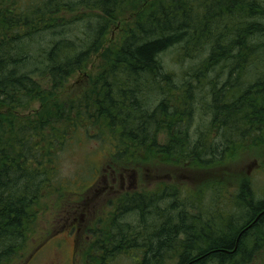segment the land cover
I'll return each mask as SVG.
<instances>
[{
  "label": "trees",
  "instance_id": "trees-1",
  "mask_svg": "<svg viewBox=\"0 0 264 264\" xmlns=\"http://www.w3.org/2000/svg\"><path fill=\"white\" fill-rule=\"evenodd\" d=\"M200 3L198 8H216L215 21L204 12L192 22V0H0V264L25 263L35 208L43 197L60 193L53 175L57 156L80 135L110 143V158L126 171L142 162L143 154L212 165L206 152L222 154L230 147L223 139L206 143L208 138L201 137L192 143L189 126L199 103L192 90L205 88L213 67L224 72L209 81L202 102L207 95L214 100L216 130L230 143L249 134L263 139L264 6L259 0ZM222 15L232 23L228 35L212 30V22L216 25ZM85 19L88 31L81 34L77 23ZM121 20L126 22L122 34L113 46H104L106 32ZM65 22L71 25L70 34L57 30ZM199 25L203 26L196 35L184 38L186 29ZM51 27L58 37L47 41L41 34ZM204 42L207 58L199 66L190 61L177 80L167 54L184 43L201 52ZM99 48L104 56L100 71L75 97H61L69 79ZM189 58L184 55L182 61ZM224 75H229L225 81ZM35 101L41 107L33 113L17 111ZM165 133L168 141L160 144ZM172 193H127L118 211L142 216L156 211L163 199L177 196ZM253 194L246 182L237 193L238 202L249 210L244 224L224 217L222 226L203 224L199 214L187 216L190 222L184 216L163 222L154 211L151 224H115L109 231L114 242H109L108 252L132 251L140 255L137 264H169L170 257L179 258L174 264L250 263L248 238L254 240V232L264 225V200L257 204ZM96 246L101 248L95 252L104 250L103 244Z\"/></svg>",
  "mask_w": 264,
  "mask_h": 264
},
{
  "label": "rangeland",
  "instance_id": "rangeland-1",
  "mask_svg": "<svg viewBox=\"0 0 264 264\" xmlns=\"http://www.w3.org/2000/svg\"><path fill=\"white\" fill-rule=\"evenodd\" d=\"M28 1L36 3L42 0ZM192 1L195 5L191 13L192 22H194L193 18L200 20L204 12L212 15V20L215 21L219 14L216 8L212 9L213 11L208 6L205 7L208 8L207 10L198 8L203 2L199 4L201 0ZM259 1L264 6V0ZM199 11L201 13L198 15ZM85 14L87 12L83 17ZM66 18L71 19L72 16L67 15ZM87 23H89L87 19L77 23L81 34L88 31ZM210 23L205 22V24ZM213 24L214 22H212L214 26L212 30L215 33L222 32L228 35L233 32V29L229 27L232 23L228 17L222 15L219 22L216 25ZM125 25V21L116 22L106 32L103 38L104 46L109 44L113 46L125 29ZM202 26L186 29L183 32L184 38L186 36L189 39L192 34L196 35ZM53 29L56 28L51 27L49 31L41 34L45 40L58 37L54 34L56 31L52 32ZM57 30L70 34L71 25L65 22ZM47 43L43 42V45ZM207 44L204 42L199 52L192 43H184L183 47H175L167 54L166 62L170 63L171 70L178 73L177 80H180L182 74L188 71L191 62L199 66L200 62L207 58L209 54ZM187 45L189 48L184 51ZM85 48L86 45L81 49ZM184 55L190 57V60L182 61ZM103 62L102 49L94 50L83 70L69 79L67 88L60 91L59 95L75 97L81 92L83 86H87L88 82L92 81V78L102 68ZM220 71L218 67H213L205 88L196 89V93L192 90L199 103L196 104L191 116L190 140L195 143L204 137L206 140L208 138L206 143H214L223 139L225 145L230 148L222 150V154L209 155L206 152V158L214 161L212 165L209 163H202L203 165L180 163L167 157L143 154V161L134 163L126 171V168L110 158L113 151L110 143L90 140L87 136L80 135L57 156L58 163L53 175L54 184L60 185V193L48 194L35 208L36 218L33 221L35 229L27 242L25 255L28 257L26 260L29 261L26 264H137L139 254L135 256L136 253L132 251L113 254L107 249L109 242H114L109 231H112L115 224L134 226L138 225L139 221L142 223L144 221V224H151L153 221L151 212L155 210L142 216L139 212L120 213L118 211L120 198L127 193L145 192L150 195L154 192L168 191L177 195L163 199L159 203L160 209L155 211V215H161L160 220L163 222H167V219L176 222L180 216L188 218L190 222V217L187 216L199 214L201 218L199 219L203 224L206 221L212 224L218 222L216 225L222 226L219 223L224 218L235 225L246 223L249 210L246 204L245 206L238 202L237 193L242 184L246 182L254 193L255 202L258 204L264 200V137L260 139V137H253V134L251 136L249 134L247 137L236 138L233 143H230L216 130L217 125L214 122L215 114L213 113L214 100L207 95L206 101L202 102V97L211 87L208 85L209 81L215 80L216 73ZM250 71H255V69ZM222 72L224 71L222 70L220 74ZM228 76L224 75L222 80L225 81ZM55 99L63 101L59 96ZM40 107L39 101H35L27 108L18 107L17 111L30 114ZM167 141L168 135L161 134L158 142L164 144ZM105 179L108 183H104ZM112 180H116V184ZM197 199H201L202 203L195 202ZM174 202L175 207L172 206ZM73 227H77L76 231ZM262 228L254 232L256 233L254 240L248 238L249 243L252 241L248 246L254 250L247 248L246 254L248 251L253 252L250 258L252 261L247 264H264V225ZM97 243L103 244L104 250L95 252V249L99 247L96 246ZM170 258H168L171 261L169 264H174L179 259L178 257Z\"/></svg>",
  "mask_w": 264,
  "mask_h": 264
},
{
  "label": "flooded vegetation",
  "instance_id": "flooded-vegetation-1",
  "mask_svg": "<svg viewBox=\"0 0 264 264\" xmlns=\"http://www.w3.org/2000/svg\"><path fill=\"white\" fill-rule=\"evenodd\" d=\"M112 182H113L114 184H116V180H112ZM104 183H108V181L105 179V180H104ZM112 186H115V185H112ZM113 188H114V187H113ZM76 229H77V227H73V230H74V231H76ZM58 246H59V245H58ZM28 261H29V260H28ZM28 261L26 260L24 264H26ZM73 264H74V263H73Z\"/></svg>",
  "mask_w": 264,
  "mask_h": 264
}]
</instances>
